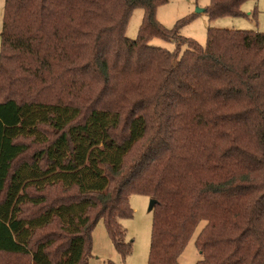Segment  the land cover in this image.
I'll list each match as a JSON object with an SVG mask.
<instances>
[{
  "label": "trees",
  "instance_id": "trees-1",
  "mask_svg": "<svg viewBox=\"0 0 264 264\" xmlns=\"http://www.w3.org/2000/svg\"><path fill=\"white\" fill-rule=\"evenodd\" d=\"M246 1L206 12L246 16ZM168 2L5 0L0 257L88 264L104 220L126 259L122 219L144 194L158 201L148 264H179L203 221L195 264H264V32L210 27L203 46L180 33L193 16L157 19Z\"/></svg>",
  "mask_w": 264,
  "mask_h": 264
},
{
  "label": "rangeland",
  "instance_id": "rangeland-1",
  "mask_svg": "<svg viewBox=\"0 0 264 264\" xmlns=\"http://www.w3.org/2000/svg\"><path fill=\"white\" fill-rule=\"evenodd\" d=\"M210 0H169L168 3L160 5L157 10V19L166 27L173 28L175 24L186 16H193L191 22L180 29V33L188 38L194 39L205 46L207 42L208 28H221L230 30H247L264 32V0H247L242 5V10L247 14L239 17H219L211 19L208 12L197 13L198 8H207ZM5 0H0V52H1V31L3 25ZM144 9L133 10L126 36L136 39L140 25L143 21ZM151 46L161 47L174 51L176 45L160 38L150 42ZM1 99H4L0 95ZM30 145L28 156L40 148V144L31 138L24 139ZM52 197L61 195L57 188L51 189ZM151 198L144 194H133L130 198V205L133 209L131 218L122 219V224L127 230V239L132 242V253L123 259L116 250L107 232L104 220H100L93 231L92 256L88 264H148L152 225L154 212L149 211ZM36 211L35 208L28 209V213ZM203 221L188 242L180 256L179 264H195L202 258L200 251L195 244L196 238L201 229L205 226ZM1 264H29V257H21L10 254H3L0 257Z\"/></svg>",
  "mask_w": 264,
  "mask_h": 264
},
{
  "label": "water",
  "instance_id": "water-1",
  "mask_svg": "<svg viewBox=\"0 0 264 264\" xmlns=\"http://www.w3.org/2000/svg\"><path fill=\"white\" fill-rule=\"evenodd\" d=\"M206 9L205 8H198L197 9V13H201V12H205ZM158 201L154 198H151V201H150V205H149V211H152L155 206L157 205Z\"/></svg>",
  "mask_w": 264,
  "mask_h": 264
}]
</instances>
